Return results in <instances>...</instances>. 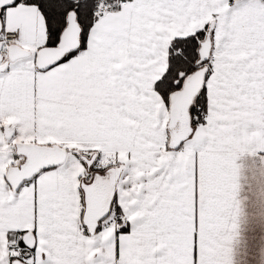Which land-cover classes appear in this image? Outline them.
<instances>
[{
	"label": "snow or ice",
	"instance_id": "1",
	"mask_svg": "<svg viewBox=\"0 0 264 264\" xmlns=\"http://www.w3.org/2000/svg\"><path fill=\"white\" fill-rule=\"evenodd\" d=\"M245 186L264 0H0V264H234Z\"/></svg>",
	"mask_w": 264,
	"mask_h": 264
},
{
	"label": "crops",
	"instance_id": "2",
	"mask_svg": "<svg viewBox=\"0 0 264 264\" xmlns=\"http://www.w3.org/2000/svg\"><path fill=\"white\" fill-rule=\"evenodd\" d=\"M240 196L247 197L245 217L241 220L242 236L247 248L243 242L236 247L234 264H264L261 256L264 250V193L259 188L245 186ZM229 247L233 245L229 244Z\"/></svg>",
	"mask_w": 264,
	"mask_h": 264
}]
</instances>
